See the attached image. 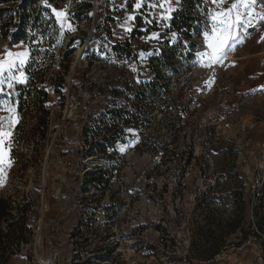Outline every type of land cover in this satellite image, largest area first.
<instances>
[{
  "label": "rangeland",
  "instance_id": "rangeland-1",
  "mask_svg": "<svg viewBox=\"0 0 264 264\" xmlns=\"http://www.w3.org/2000/svg\"><path fill=\"white\" fill-rule=\"evenodd\" d=\"M91 1L90 22L73 20L71 0L53 10L60 31L53 48L73 40L75 52L64 86L58 67L39 66L34 74L48 82L51 122L43 147L33 130L39 99L25 115L18 112L31 51L10 46L0 32V62L14 59L7 52L26 54L22 67L17 61L11 74L6 65L0 71V131L9 133L0 136V198L30 201L33 228L21 252H0V264H264V236L242 241L255 215H264V0L250 16L233 10L252 23L211 65L204 33L214 15L240 0H201L207 10L192 38L171 25L184 0ZM118 44L130 46L135 58L115 52ZM175 45V60L165 61ZM156 67L170 78L158 98L146 89L163 82ZM116 113L130 122L116 125L123 134L107 146L103 121L109 125ZM91 174L104 183H89ZM241 210L243 232L202 261L222 240L221 229L210 233L212 220L223 225Z\"/></svg>",
  "mask_w": 264,
  "mask_h": 264
},
{
  "label": "trees",
  "instance_id": "trees-1",
  "mask_svg": "<svg viewBox=\"0 0 264 264\" xmlns=\"http://www.w3.org/2000/svg\"><path fill=\"white\" fill-rule=\"evenodd\" d=\"M68 0H0V32L1 36L9 40V45L14 46L17 44H26L31 51V63L27 68L29 73V84L27 86L18 87V112L21 115H25L26 112L32 107L31 100L34 98L39 99L33 104L36 107V111L39 115L36 117V124L34 125V133L37 134L35 144L44 146L46 135L50 128V112L47 107L48 89L46 75L40 77L34 76L36 69L39 66L50 68V70L56 71L58 82L60 86L65 85V76L70 72V65L72 63L73 54L75 49L72 48L73 40L68 43L65 48L59 51H55L53 45L57 38L60 37V31L55 19L53 10L58 8L62 3ZM73 2L72 18L75 22H90L92 20V10L94 3L91 0H71ZM184 7L175 12L171 25L173 30L179 31L183 36L192 38L195 32H199V24L201 23L202 12L207 10L201 0H184ZM199 5V8H195ZM111 23L113 19H107ZM107 21V22H108ZM106 22V23H107ZM197 24V26H196ZM99 28V25L97 26ZM110 31L109 26L107 27ZM170 45V41H165V47ZM175 45L173 48H168L163 57L165 61H174L176 58L177 49ZM190 49L194 52L197 48L194 42L190 44ZM113 50L118 54L126 58H135V51L130 46L123 47L122 45H116ZM192 54V53H191ZM191 56H194L193 54ZM132 58V59H133ZM154 63L155 60L151 59ZM157 61V59H156ZM56 67H58L56 69ZM157 80H162L161 86L158 82L154 84L146 85V89H149L155 98H158V87H162L164 90L170 88V78L165 79V76L161 74V70L156 67ZM51 79V78H50ZM165 79V80H164ZM36 92H38L36 94ZM148 107V103L144 105ZM143 106V107H144ZM146 109V108H145ZM113 123L103 121V131L105 133L103 143H107V146H113L116 144L121 136L122 131L116 133V125L130 122L125 119L121 114H112L111 117ZM118 121L116 122V120ZM18 137V136H17ZM16 137L15 143L18 145L20 140ZM96 145L97 150L105 152L106 146L104 144ZM94 148V147H93ZM96 175L91 174L89 183L98 182L104 183V180H96ZM32 205L30 201H15L12 198H0V252L3 256L16 255L21 252L22 247L28 245L33 236V228L31 225V213ZM245 211L241 210V213L226 219L223 225L218 224L212 220L210 225L211 234L218 232L221 229L222 240L216 245H212L205 251L206 257L202 261H210L220 254L223 247L227 245L225 242L230 236L237 232H243L244 230V216ZM256 220L253 222V226L250 230L245 231L242 241L248 240L251 236H264V215L256 214ZM219 221V220H218ZM221 222V221H220ZM222 243V244H221Z\"/></svg>",
  "mask_w": 264,
  "mask_h": 264
},
{
  "label": "snow or ice",
  "instance_id": "snow-or-ice-1",
  "mask_svg": "<svg viewBox=\"0 0 264 264\" xmlns=\"http://www.w3.org/2000/svg\"><path fill=\"white\" fill-rule=\"evenodd\" d=\"M217 2V0H213ZM220 3H223V0H219ZM256 5V0H240L239 3H233L229 8L223 10L220 13H217L213 16L214 24L211 28L210 33H204L205 40L207 41V46L211 50L208 53L209 64L215 62L219 63L226 58L229 51L234 50V43L236 42V32L245 26L250 25L252 20L245 17L241 12L236 11L235 16H233V10L239 8H244L248 11L249 16ZM137 7H140L137 4ZM155 7V5H153ZM55 11V10H54ZM57 16H62L63 13L57 12ZM261 19H264V15L261 16ZM8 57H14L4 62H0V71L6 70L11 74L13 68L17 67V61H19V67L24 65L26 54L25 53H16L7 52ZM11 87V85H9ZM9 133L0 131V136H7ZM0 143H3L0 140Z\"/></svg>",
  "mask_w": 264,
  "mask_h": 264
}]
</instances>
